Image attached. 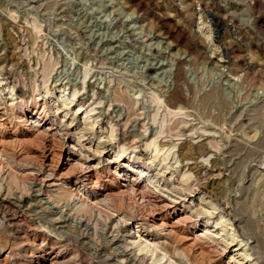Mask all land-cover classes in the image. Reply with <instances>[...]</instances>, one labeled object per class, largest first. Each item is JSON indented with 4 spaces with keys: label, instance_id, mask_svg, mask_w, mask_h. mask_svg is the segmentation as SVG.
Wrapping results in <instances>:
<instances>
[{
    "label": "rangeland",
    "instance_id": "rangeland-1",
    "mask_svg": "<svg viewBox=\"0 0 264 264\" xmlns=\"http://www.w3.org/2000/svg\"><path fill=\"white\" fill-rule=\"evenodd\" d=\"M1 182L0 264H264V0H0Z\"/></svg>",
    "mask_w": 264,
    "mask_h": 264
},
{
    "label": "bare ground",
    "instance_id": "bare-ground-1",
    "mask_svg": "<svg viewBox=\"0 0 264 264\" xmlns=\"http://www.w3.org/2000/svg\"><path fill=\"white\" fill-rule=\"evenodd\" d=\"M210 38V36L208 37ZM87 115V114H86ZM89 118L86 116V119ZM72 122V121H71ZM71 122L67 123L65 125V130L63 131V135L65 136V140L68 144L67 148H62L60 146L59 151H55V153L57 152L58 154H53V155H58V158L60 159L59 164H61L60 166L64 169V168H69L72 169L73 168V164L79 165V166H84V167H89V164L91 163V161L88 159V157L83 156L82 154L79 155L76 151V154L74 153V126L73 124H71ZM40 127V126H39ZM51 127V126H50ZM47 128V127H46ZM45 128V129H46ZM49 128V127H48ZM77 128V127H75ZM86 128V127H85ZM80 129H84L83 126ZM88 129V128H87ZM85 130V129H84ZM40 132V131H39ZM46 132V131H45ZM86 132V131H85ZM41 133V132H40ZM76 139V138H75ZM63 146V145H62ZM52 155V153H51ZM49 156V155H48ZM54 157V156H53ZM50 157H46V160H48ZM52 159V158H51ZM54 159V158H53ZM78 167V166H77ZM73 170V169H72ZM86 170V169H85ZM12 171V170H11ZM11 171L7 170V174L4 177V180H9L10 177L12 176ZM67 173V172H66ZM42 174V173H41ZM65 174V173H64ZM69 175V174H68ZM85 177L81 178V181H83V184H87L89 185V179L88 176H86V174H84ZM48 175L42 176V180H41V184L40 187H58L60 185L58 184H54L53 183V179H47ZM52 180V181H51ZM55 181H59V180H54ZM80 185H82L80 183ZM79 186V185H78ZM126 187V186H125ZM128 187V186H127ZM0 188H5V190L7 189V186L1 182L0 183ZM95 188V187H94ZM101 188V187H100ZM61 189V188H60ZM66 193L68 195V197H70L69 201H66L63 203L62 206H60L58 204V202L49 194H44L43 191L39 190L38 193L41 196V203L42 205H44L45 210L50 211L51 213H53L54 215L58 216V218L56 219V221L54 220V222L59 223L58 225H62L65 223H68L70 226H74V225H84V227H89L88 223H86L84 220L82 219H74V216L71 215L70 211H73V207H74V198H73V189L74 188H66ZM97 189V188H95ZM57 192V191H56ZM135 192V191H133ZM96 193H98L97 195H95ZM95 194H90L87 193L85 199L84 198H80L77 199V203L78 206L80 207H84L86 206L87 208H92L94 207V204L98 203V199L104 200L106 197V193L104 194V191L101 189H99V191H96ZM59 194V193H56ZM76 194V193H75ZM81 194V193H79ZM110 195V194H109ZM82 197V196H81ZM177 197V196H176ZM55 198H59L58 195L55 196ZM175 201V200H174ZM177 201V200H176ZM76 203V204H77ZM165 205V204H164ZM163 205V206H164ZM167 206V205H165ZM165 208V207H164ZM163 210V209H162ZM124 214V213H123ZM153 214V213H152ZM125 216V215H124ZM46 217V216H45ZM153 224H158L161 226L167 225L165 224L167 219L162 218L161 216H154L152 215ZM184 217H179V219H182ZM169 219V218H168ZM62 220V222H60ZM50 221V220H49ZM53 221V220H52ZM46 223L42 226L43 229L47 230V233L49 234L51 231L48 230V225L49 222L45 221ZM177 223V222H176ZM91 226V225H90ZM158 226V225H157ZM142 230V229H141ZM141 233V232H140ZM148 237V236H147ZM119 245V244H118ZM37 246V245H36ZM41 247V246H40ZM120 250V253L123 254V257H125L127 260L131 261V262H135L136 259H134L132 257V255L125 249L122 248L121 246L117 247ZM1 250V249H0ZM1 252V251H0ZM58 252L57 253H52V254H46L44 251L40 254V256L38 257L36 264H58ZM137 258V257H136ZM139 260V259H138ZM130 262V263H131ZM138 262V261H137ZM140 263V262H139ZM122 264V263H121Z\"/></svg>",
    "mask_w": 264,
    "mask_h": 264
}]
</instances>
